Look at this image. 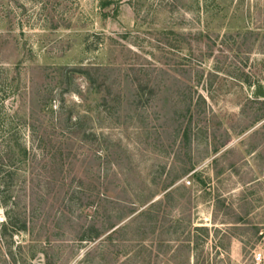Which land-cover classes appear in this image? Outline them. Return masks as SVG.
I'll return each mask as SVG.
<instances>
[{"label":"rangeland","instance_id":"1","mask_svg":"<svg viewBox=\"0 0 264 264\" xmlns=\"http://www.w3.org/2000/svg\"><path fill=\"white\" fill-rule=\"evenodd\" d=\"M101 1L0 0V64L20 75L7 99L24 118L27 88L34 103L55 98L52 113L34 106V135L20 124L30 162L13 217L27 229L6 223L1 200L0 264H252L255 251L264 264V0ZM96 66L117 78L111 102L74 72ZM57 112L84 115L81 130L50 127ZM110 222L122 228L90 238Z\"/></svg>","mask_w":264,"mask_h":264},{"label":"trees","instance_id":"2","mask_svg":"<svg viewBox=\"0 0 264 264\" xmlns=\"http://www.w3.org/2000/svg\"><path fill=\"white\" fill-rule=\"evenodd\" d=\"M111 4L110 0H102L101 5L107 7ZM41 70H44L43 68ZM112 68L111 66H96L94 68H78L74 70V72L85 75L87 79H89L92 89L99 94L101 99H103V103L111 102V93L118 82L115 79H111L112 77ZM19 70L17 65L9 68L3 64H0V202L2 200V205L5 207L4 211L7 213L8 221L6 222L8 225L12 226L14 230H26L27 225L26 221L23 220L19 224H17V217H13L15 211L19 210L18 205L20 201V190L22 185H19V174L20 168L27 165L30 162V158L28 157L30 145H28L21 135V122H25V126L27 127L29 133L34 135L36 132V121L34 117L37 114L35 112L34 106L38 104V110L41 112L48 113L53 111L51 101L54 100V95L52 93V89L50 91H43L37 102L34 103L32 95L33 89L32 87L27 88V104H28V114L26 117H21L17 113L16 102L15 99L8 100V97L14 98L18 88H19ZM117 88V87H116ZM120 89V88H118ZM63 90H68V88H63ZM136 90L134 88L132 91ZM131 90L127 93H121V90L114 91L115 94L113 96L117 99L118 104L122 101H125L124 104H128L131 106H138L139 102L137 99L139 94L137 92H132ZM51 94V95H50ZM113 98V97H112ZM181 107L179 108L182 114L191 113V100L185 99L184 102L180 100ZM102 112V108H99V114ZM85 116L82 115L80 117L74 116L72 119L71 116L68 117V120L62 123L60 112L56 113L53 117L50 118L49 126L53 129H60L61 131H66L65 133H74L79 132L82 128V119L85 120ZM257 119L264 118V112L256 117ZM40 127V126H39ZM67 129V130H65ZM46 127L43 126L42 133L46 134ZM184 136L188 134V128L184 127ZM93 139L96 140L98 151L96 153V158L98 159V165L95 167L94 179H96V191L97 197L99 199V205L103 207L105 210L106 207L104 202L107 200V194L109 193L108 189V178L111 176V140H109L108 135L104 134V132H99L97 135L94 133ZM63 136V135H61ZM86 136L89 137L88 134ZM105 164V165H104ZM188 170V169H186ZM30 169H26L22 171L24 176L22 177V184L25 183L27 179L28 173ZM26 173V174H25ZM29 195V193H27ZM135 208H131V212L134 211ZM18 216V215H17ZM119 221V220H118ZM116 221V224H118ZM6 228V224L3 226V229ZM104 228V229H103ZM102 229L97 228L93 235L90 236L91 239L99 237L104 232L109 231L107 233L108 238H111V231L120 230V225L116 226L111 230V222L103 227ZM48 264V262H47ZM50 264V263H49Z\"/></svg>","mask_w":264,"mask_h":264},{"label":"built area","instance_id":"3","mask_svg":"<svg viewBox=\"0 0 264 264\" xmlns=\"http://www.w3.org/2000/svg\"><path fill=\"white\" fill-rule=\"evenodd\" d=\"M0 220H2V217L0 216ZM262 253L260 251H255L253 254V262L252 264H260V261L262 260Z\"/></svg>","mask_w":264,"mask_h":264}]
</instances>
